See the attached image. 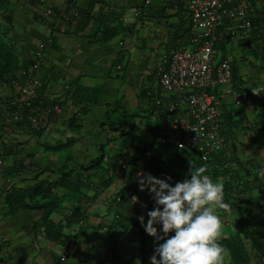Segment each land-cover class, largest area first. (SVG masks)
Masks as SVG:
<instances>
[{
	"label": "crops",
	"instance_id": "1",
	"mask_svg": "<svg viewBox=\"0 0 264 264\" xmlns=\"http://www.w3.org/2000/svg\"><path fill=\"white\" fill-rule=\"evenodd\" d=\"M145 1L76 0L71 6L70 0H8L0 8V52L11 55L13 62L12 73L0 80V98L10 102L18 97L16 74L30 68L44 43L45 59L35 74L46 99L61 106L48 133L33 132L28 123L6 117L0 110V264H56L69 241L75 246L65 264H151L154 253L148 251L143 257L129 242L130 233L129 237L119 235L125 242L119 249L124 256L119 261L108 258V234L101 228L113 220L116 211L139 221L146 197L151 196L147 190L139 191L130 198L131 204L116 203L126 182L118 174L113 178V168L126 144L146 148L152 144L160 118L152 98L141 94V88L151 85L160 55L184 43V28L189 24L187 13L175 7L162 10L169 0H153L145 15L138 14ZM162 13L164 18L159 17ZM255 32L252 43L227 38L218 48L221 57L229 59L235 76L217 91L231 99L237 87L248 97L227 130L229 147L237 167L255 171L241 187L245 203L234 202L236 207L219 216L222 238L237 233V218L243 210L249 217L252 213L264 219V93L255 95L251 88L264 86V42ZM68 82L72 88L94 90V97L78 100L65 88ZM109 132L112 139L107 137ZM150 158L158 157L148 150L135 166L142 167ZM97 159L100 163L93 166ZM161 162L164 173L179 166L170 155ZM65 173L70 175L66 185L61 179ZM80 175L95 186L84 191L96 196L95 203L83 207V225L71 218L79 203L69 193L76 187L72 177ZM111 177L108 186L96 190L104 186L102 178ZM66 194L71 196L69 203L64 202ZM49 202L56 203L53 210ZM224 223L233 226L231 233L222 229ZM49 229L56 235L49 236ZM241 237L242 254L234 259L224 256L222 264L244 257L245 264H264V251L252 245L251 237Z\"/></svg>",
	"mask_w": 264,
	"mask_h": 264
},
{
	"label": "built area",
	"instance_id": "2",
	"mask_svg": "<svg viewBox=\"0 0 264 264\" xmlns=\"http://www.w3.org/2000/svg\"><path fill=\"white\" fill-rule=\"evenodd\" d=\"M180 1L189 9L191 30L195 34L193 42L196 44L172 51V55L159 59L155 66L156 82L153 87H162L164 93L170 95L166 103L169 109V117L164 125L166 137L161 138V141L167 138L173 140L174 145L181 150L182 158H178V161L186 168L190 178V162L194 165L199 161L209 162L213 154L215 157L218 154L226 157L225 168L236 165V161H230L233 154L229 147V128L225 125V117L229 113L235 118L248 97L237 87L231 99H226L217 91L219 86L233 81L235 75L229 59H223L215 49L214 41L222 35V39L252 36L255 29L253 17L257 9L264 6V0ZM44 47L45 44L41 43L31 68H23L17 73L19 79L14 80V89L18 97L10 102L0 98V110L6 117L11 116L15 120L27 118L30 128L48 131L61 106L53 104V108L42 111H31L30 108L42 85L35 71L45 58ZM155 99L158 104H162L160 97ZM112 137V134L108 136L109 139ZM131 154L130 151L124 153L119 161L118 173L122 178L127 177L125 170L128 169ZM133 170L136 181L141 171L153 175L152 171H145L142 167L135 166ZM128 193L134 197L133 188ZM235 196L243 199L237 192ZM121 197L117 196V201Z\"/></svg>",
	"mask_w": 264,
	"mask_h": 264
},
{
	"label": "trees",
	"instance_id": "3",
	"mask_svg": "<svg viewBox=\"0 0 264 264\" xmlns=\"http://www.w3.org/2000/svg\"><path fill=\"white\" fill-rule=\"evenodd\" d=\"M6 2H8V0H5ZM76 0H70V4L71 6L73 5L72 3H75ZM154 1L153 0H146L144 5L141 7V9L139 10V14H146L148 12V10L153 6ZM166 6H164V8L162 10H164L167 7H178L180 12H185L188 14V16L190 15L189 9L184 7V4L182 1L180 0H169V2H167L165 4ZM2 6H4L2 4ZM2 6H0L2 8ZM74 6V5H73ZM51 7H49L47 10H50ZM161 10V11H162ZM258 10V11H257ZM257 13L255 14V16L253 17V24L255 26L256 32L255 34H257L258 36H260V38L263 39L264 37V6L257 9ZM52 13V12H51ZM161 18L165 17V14L162 13L161 16H159ZM85 20H87V18L85 17ZM83 19V23L87 24L88 22H86ZM189 20H190V16H189ZM186 23V22H185ZM231 27H229L228 29H230ZM185 32V39H184V43L181 42L179 45H174L171 46L169 48H167L168 50L160 55L159 59H161L163 56H169L172 55V51H177V50H182L185 49L187 46H191L195 45L196 43L193 42V38H194V33L191 30V24L189 23L188 26H186L184 28ZM226 31V30H223ZM226 33V32H225ZM114 34V33H113ZM252 37V36H251ZM247 38V39H243L240 41H245L248 40V42L253 41V39ZM223 35L220 36V38L216 41H214V47L215 49H217L219 46H221L222 44L225 43V40L222 39ZM54 41V40H53ZM48 42V41H47ZM50 42V40H49ZM176 42V39L174 40V43ZM120 45H123L124 42L120 41L119 42ZM252 43V42H251ZM3 46V43H1L0 41V48ZM41 48L39 47L38 50H40ZM45 49V47H44ZM37 53V52H36ZM35 53V57L34 59H37V55ZM223 59L225 57H222ZM159 59L156 61H159ZM12 64L13 62L11 61V55H4L2 54V52H0V80H2L5 75H8L10 73H12ZM156 66V65H155ZM152 76V81H151V85L145 86L143 85V87L141 88V94L143 95H147V97L152 98L154 105H155V111H157V115L159 116L160 119L157 120V123L155 124L154 127V133L155 136L153 137L152 140V144H150L147 148L146 147H141V146H129L128 144H126V147L128 150H130L132 152V155L130 156V160L128 162V169L125 170V174L128 176L127 179V184L124 186V188L121 190V192L119 193V195H121V200L119 202H117V200L115 201L116 203H127L128 205L131 204L130 202V198L128 196V190L130 188H133V192H134V196L136 194V192H139V185L137 183V181L134 179L135 176L133 174V169L135 167V162L139 161L141 159V157L144 156V154L147 153L148 150H151V152L153 154H157L159 155V157L157 158V160H154L153 158L150 159H145V163L142 166V168L145 171H152L153 175L158 177V178H166L168 176H170L172 179L169 181L170 183H172L173 185H175V183L177 181H183L184 178H182L181 176H179L178 174H176L175 171L173 172H166L165 171V167L163 165L162 159L167 157V155L176 156L177 158H182L181 157V150L178 149L175 145L173 140H169L168 138L166 139V141H161V138H165V131H164V125L166 120L169 117V109L167 106V101L170 98V95L164 93L162 87L160 88H155L153 87V85H155L156 82V73L155 70L153 72ZM69 83V82H68ZM145 86V87H144ZM65 88L68 90V92H70L72 94L73 97H77L78 100H89L90 96H92V98L94 97L92 95V93L94 92V90H88V88L86 87H80L77 86L75 88H72V85L69 83L67 84V86H65ZM42 85L40 90L38 91V96L36 99L33 100L30 108L31 111L32 110H44L45 108H53V100H48L46 99V97L44 96V94L42 93ZM66 90V91H67ZM79 92V93H78ZM161 99L162 104H158L156 102L155 98H159ZM54 113V111L52 110V114ZM15 120V119H14ZM19 122H21L22 124H29V120L27 118L24 119H18ZM233 117L231 116V114H227L225 117V125L229 128L232 127L233 125ZM230 129V128H229ZM31 130L33 132H46L48 133V131L45 130H36L31 128ZM111 133L109 132L107 134V137L110 135ZM113 136V134H112ZM112 139V138H110ZM55 147H59V146H55ZM125 149V148H124ZM123 149V150H124ZM126 150H124L126 153ZM128 152V151H127ZM123 153V154H124ZM116 156V161H115V166L113 168V170L115 168H118V165H120V159L122 157V155ZM164 156V157H163ZM226 157H221V154H218L216 157L212 156V159L209 162H197L195 164V166L200 167V166H205L206 167V173L207 175H209L211 177V179L213 180L214 183H220L223 185V189H224V202L228 203L231 207H236L235 203H240L243 204V200H240L238 198H236L235 196H232L233 194V186L236 187H243L245 185H247V181L250 177H253V175H255V173L253 174L252 170L249 171V169L245 168L243 165L238 166L237 170H234V168H225L224 167V161H225ZM235 157H232L230 159V161L235 160ZM229 160V159H228ZM100 163V159H97L96 161L93 162V166L97 165ZM219 165V166H217ZM181 166V165H180ZM120 167V166H119ZM112 168V167H111ZM188 173V172H187ZM98 174H100L98 172ZM69 173L66 174L61 178L62 179V183H66L68 182V178L69 177ZM102 176V175H101ZM103 177V176H102ZM257 177V174L256 176ZM67 178V179H66ZM113 178L115 179V175H113ZM189 178V176L187 177ZM72 179H74L75 182V188L70 190V195L73 194V196H75L76 202L79 203V207L77 208V210L74 212V216H71L72 220L77 222V224L82 223L81 221H84L85 218L83 217V207L85 204H87L88 206V201L92 200L96 197L94 196H90L89 194L86 193V190L84 191V188L87 187L89 189H91V187H93L94 185H92L89 182V179H83V177L80 175L79 177H72ZM112 180L111 178L108 179H101V182H103L104 186H96V190L98 188L100 189H104L106 186H108L109 182ZM49 184H48V190H49ZM47 187L45 188H41L43 191L47 189ZM95 187V186H94ZM46 190V191H48ZM39 190L35 191L33 193V196L36 195V192L38 193ZM72 191V193H71ZM99 191V190H98ZM78 194V196H77ZM118 195V194H117ZM134 199V197H133ZM124 200V201H123ZM33 202V206L38 208L39 206H37L36 204L38 203L37 201ZM146 204L147 207L143 210H141L142 215L145 216V222L147 221L148 217H147V212L151 209H153L154 207V201L152 200L151 196L146 197ZM235 202V203H234ZM245 203V202H244ZM21 204V203H20ZM50 206H49V210H53L55 207V202H49ZM24 206H31V203L29 204H25ZM241 208H243V206H240ZM237 209V208H235ZM225 209H217L216 210V214L218 215V217L220 215H222V213L224 214ZM80 213V214H79ZM243 216L238 217L237 218V233H233L230 234L229 236H226L224 238H222V236L219 235V237L217 238V243L219 245L222 246L223 249L226 250L224 256H231V258L234 259L235 255H241L242 254V250H241V246L244 245L243 243H241V236L243 237H251V243L252 245L260 250L264 251V219L261 218V216H256L255 214L251 213V216L249 217L247 214H245V210H243ZM249 217V218H248ZM83 225V224H82ZM49 226H51V228H55V224L51 223L49 224ZM235 227V228H236ZM101 228H103V230L108 234L105 240V243L107 244V257L110 258L111 260H115L116 258H118V261L121 259L123 255L122 252H120V246L125 244L124 241H122V238L119 237V235L121 233H125L124 235L128 236V233L131 234L130 243H133V245L140 251L141 255L144 257L146 255V253L148 251H151L154 253V248L156 246V241L154 240V237L149 236L148 234H146L145 229L141 226L140 221L138 220H130L129 218L125 217V213L123 212H118L116 211L114 213V218L111 222H109L108 224H105V226H101ZM233 228V226H232ZM130 230L133 231V233L130 232ZM47 234L49 236L52 235H56L54 234V232H52V230L49 229V231L47 230ZM174 234V233H173ZM129 237V236H128ZM70 242H66V245L68 246L70 244ZM162 242V241H161ZM241 245V246H240ZM150 247V249H149ZM61 256L59 255V257L57 258V262L56 264H61ZM124 258V257H123ZM245 264L246 263V257H244L243 259L238 258L237 260H233V264Z\"/></svg>",
	"mask_w": 264,
	"mask_h": 264
},
{
	"label": "clouds",
	"instance_id": "4",
	"mask_svg": "<svg viewBox=\"0 0 264 264\" xmlns=\"http://www.w3.org/2000/svg\"><path fill=\"white\" fill-rule=\"evenodd\" d=\"M51 11L52 8L49 12ZM137 13L139 14V10ZM227 38L229 37L223 40ZM50 42H53V39ZM251 88L255 95L264 93V86ZM156 157H159L158 153ZM190 163V178L177 181L175 185L169 182L172 179L170 176L158 178L150 172L143 171L137 174L140 191L147 190L154 201L153 209L147 212V221L145 222L144 215L138 217L146 234L154 237L157 242L154 254L150 257L151 264H222L226 250L217 243L221 225L216 210L229 209L230 205L224 202L223 185L214 183L211 177L205 174L206 167H197ZM231 168L237 170L238 167L235 165ZM119 170V167L115 168V179L117 174L119 175ZM123 179L126 182L128 176ZM235 192L243 196L241 187L233 186L232 196H235ZM117 194L119 196V193ZM128 196L131 197L129 194ZM235 197L239 199L238 196ZM95 201L96 197L93 201L89 200L88 206ZM143 207L146 208L147 205ZM81 222V225L84 224L83 221ZM102 231L104 232L103 229ZM74 246L75 243L72 241L65 247L61 254V264L66 263Z\"/></svg>",
	"mask_w": 264,
	"mask_h": 264
},
{
	"label": "rangeland",
	"instance_id": "5",
	"mask_svg": "<svg viewBox=\"0 0 264 264\" xmlns=\"http://www.w3.org/2000/svg\"><path fill=\"white\" fill-rule=\"evenodd\" d=\"M7 2L5 1V0H0V6H2V4L5 6V4H6ZM4 6H2V7H4ZM1 8V7H0ZM175 9H177V10H179V8L178 7H176ZM170 12H172V9L170 10ZM187 25V24H186ZM2 39H3V33H2V31L0 30V41L1 42H3L2 41ZM175 160H177L176 159V156L175 155H173L172 156ZM166 158V157H165ZM164 158V159H165ZM171 163V162H170ZM175 167V169H174V171L176 172V174H178L179 176H181L182 178H187L188 177V173H187V171H186V168L184 167V166H174ZM252 172H255L254 170L252 171ZM64 202L65 203H69V201L71 202V196L69 195V194H66V197H64ZM222 229L223 230H225L226 232H230V230L232 229V227H230V226H228V225H226L225 223H224V226L222 227ZM230 229V230H229ZM231 233V232H230Z\"/></svg>",
	"mask_w": 264,
	"mask_h": 264
}]
</instances>
